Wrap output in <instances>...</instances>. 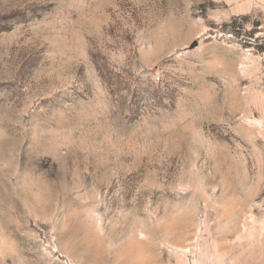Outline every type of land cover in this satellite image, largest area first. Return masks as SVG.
Returning <instances> with one entry per match:
<instances>
[{
	"label": "rangeland",
	"instance_id": "1",
	"mask_svg": "<svg viewBox=\"0 0 264 264\" xmlns=\"http://www.w3.org/2000/svg\"><path fill=\"white\" fill-rule=\"evenodd\" d=\"M0 264H264V0H0Z\"/></svg>",
	"mask_w": 264,
	"mask_h": 264
},
{
	"label": "trees",
	"instance_id": "2",
	"mask_svg": "<svg viewBox=\"0 0 264 264\" xmlns=\"http://www.w3.org/2000/svg\"><path fill=\"white\" fill-rule=\"evenodd\" d=\"M97 69L99 70V74L102 80L105 83H107V85L110 86L111 88H115V90H111L112 93H117L121 91L122 87L125 86L124 81L122 80L121 73H117L114 70H110L107 65H97ZM139 93H142V90L139 91ZM148 95H149L148 98H151L154 102H156L157 100V103H162L167 96H171V95H164L159 86H157L156 88H153L152 91L149 90ZM138 96L139 94L136 95V93L133 95V100L131 101L132 104L130 107L133 114L137 116L140 115V112H141V108L139 107L140 97Z\"/></svg>",
	"mask_w": 264,
	"mask_h": 264
}]
</instances>
